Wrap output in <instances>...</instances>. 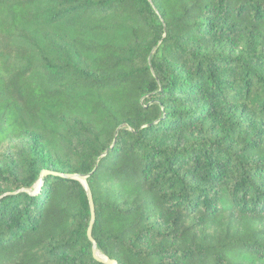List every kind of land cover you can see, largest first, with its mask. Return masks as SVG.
Instances as JSON below:
<instances>
[{
	"label": "trees",
	"instance_id": "trees-1",
	"mask_svg": "<svg viewBox=\"0 0 264 264\" xmlns=\"http://www.w3.org/2000/svg\"><path fill=\"white\" fill-rule=\"evenodd\" d=\"M3 151L0 264H106L68 175L103 260L264 264V0H0Z\"/></svg>",
	"mask_w": 264,
	"mask_h": 264
},
{
	"label": "water",
	"instance_id": "water-1",
	"mask_svg": "<svg viewBox=\"0 0 264 264\" xmlns=\"http://www.w3.org/2000/svg\"><path fill=\"white\" fill-rule=\"evenodd\" d=\"M45 175H50V174H47L46 172H43L41 174V178H43ZM51 175H53V174H51ZM64 178L73 179V180H76V181L80 182L84 186V188L86 190V194H87V198H88L89 206H90V213H91V221H90V224H89V227H88V230H87V237H88L89 241L92 243V246H93V257L96 260L104 262L106 264H116L114 262H109L108 260H103L102 258H100L98 256L95 242L93 241L92 236H91L92 226H93V223H94V208H93V203H92V196H91V193H90L89 188L87 186V176H81V175L69 176L68 175V176H64Z\"/></svg>",
	"mask_w": 264,
	"mask_h": 264
},
{
	"label": "rangeland",
	"instance_id": "rangeland-1",
	"mask_svg": "<svg viewBox=\"0 0 264 264\" xmlns=\"http://www.w3.org/2000/svg\"><path fill=\"white\" fill-rule=\"evenodd\" d=\"M4 154H2V156L0 157V165L3 163V162H6V157L8 155V153L6 151H3Z\"/></svg>",
	"mask_w": 264,
	"mask_h": 264
}]
</instances>
